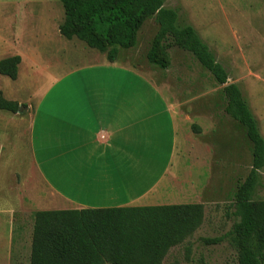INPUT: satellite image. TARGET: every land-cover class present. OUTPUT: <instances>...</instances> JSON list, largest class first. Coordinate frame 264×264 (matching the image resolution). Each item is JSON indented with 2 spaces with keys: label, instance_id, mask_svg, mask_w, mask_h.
Wrapping results in <instances>:
<instances>
[{
  "label": "crops",
  "instance_id": "0c3cea01",
  "mask_svg": "<svg viewBox=\"0 0 264 264\" xmlns=\"http://www.w3.org/2000/svg\"><path fill=\"white\" fill-rule=\"evenodd\" d=\"M59 4L62 7L61 0H0V56L5 57L0 60L20 58L16 80L0 75L4 82L20 80L23 58L16 46L29 51L31 59L54 51L63 55L53 66L55 71L51 65L45 68L47 72L41 66L51 77H42L35 85L34 97L5 99L0 91L5 100L18 105L16 113L0 110V200L14 197L12 204L0 208V235L7 231L6 237H0V249L6 251L4 264H29L34 212L199 204L201 198L194 195L203 190L183 189L174 177L178 169L177 121L187 124L191 138L206 144L210 152L220 148L219 140L216 145L214 140L220 136L222 95L220 114L218 102L215 113L210 105L223 87L213 88L206 77L187 81V89L179 74L180 69L188 74L189 66L182 61L173 71L170 58V67L164 71L171 70L174 77L165 83L148 75L156 95L148 99L138 96L144 82H129L128 66L133 61L123 55L125 51L120 49L116 60L108 62L104 54L78 39L66 40L59 34L64 21ZM54 9L57 18L50 16ZM38 10L46 12L41 15ZM144 26L129 52L139 48ZM50 27L54 34L49 33ZM44 36L55 43L44 47L39 43ZM84 48L85 64L67 70L70 60L66 56L82 53ZM236 48L242 52L240 46ZM31 66L37 63L33 61ZM235 67L229 84L238 86L263 139L264 72ZM163 86L172 95L163 93V97L158 90ZM187 146L181 144L180 148Z\"/></svg>",
  "mask_w": 264,
  "mask_h": 264
},
{
  "label": "trees",
  "instance_id": "16d2710c",
  "mask_svg": "<svg viewBox=\"0 0 264 264\" xmlns=\"http://www.w3.org/2000/svg\"><path fill=\"white\" fill-rule=\"evenodd\" d=\"M64 21L59 34L76 38L114 62L120 49L136 46L144 23L157 31L145 53L147 63L170 67L168 51L186 52L209 73L224 100V113L244 131L251 147V169L233 194L237 221L221 238L228 240L237 264H264V201L253 200L258 171L264 168V141L238 86L190 26L179 28L176 11L164 0H61ZM20 58L0 60V75L16 80ZM0 110L16 113L18 105L0 93ZM194 133L195 129L193 128ZM202 204L150 207L39 211L31 215L29 264H162L168 251L180 245L203 222ZM177 264V263H173Z\"/></svg>",
  "mask_w": 264,
  "mask_h": 264
},
{
  "label": "rangeland",
  "instance_id": "374dc122",
  "mask_svg": "<svg viewBox=\"0 0 264 264\" xmlns=\"http://www.w3.org/2000/svg\"><path fill=\"white\" fill-rule=\"evenodd\" d=\"M164 7L176 11L178 16L177 26L179 28L190 26L195 30L201 41L208 46L215 60L224 67L229 78L228 84L232 82L234 77L235 64L245 69L252 68V70L257 69L264 72V65H261V63L264 64V43H260L264 40V0H164ZM54 10L50 12V16L57 18L58 11ZM37 12L44 15L43 13L46 11L38 10ZM51 21L49 20V23ZM144 25L139 37V48L131 52L128 50L122 51H125L123 55L133 61L128 66L130 69L129 82L143 81V88L139 87V91H137L138 96L148 99L154 98L156 95L154 92L155 85L151 79L167 83L173 74L171 70L169 72L160 70L147 63L145 53L151 37L156 32V27L153 20ZM49 33L54 34L52 27H50ZM55 41L52 38L47 40L45 36L39 39V43L44 47H51ZM25 44L29 45L30 43L26 42ZM237 46L241 47L242 52L236 48ZM15 48V51H21L19 54L23 58V64L19 67L20 80L14 84L4 82L6 80L0 77V91L5 99L34 97L37 92L34 89L35 85L43 81L41 80L42 77H47V79L51 77V74L46 73L45 68L51 65V69H53V66H56L63 55L54 51L42 58L35 56L39 58L31 59L32 55L29 51H24L22 48L17 50V46ZM81 51L82 53L70 52L66 56L70 60L67 65L70 68H67V70L85 64L86 58L84 55H87L85 52L87 48ZM168 54L172 59L173 71L183 64L182 61L184 65L189 66L191 73L187 74L180 69L179 74L185 87L187 85V89L188 82H191V80L199 79L200 81V79L206 77L208 85L213 88L217 87L211 76L194 62L190 54H184L177 48H171ZM2 58L5 57L1 55L0 59ZM33 61L37 63V66L32 68ZM137 64H139V69L144 70L143 73H139L140 70L136 67ZM42 65L46 72L41 69ZM53 70L55 71V69ZM56 74L59 75L58 71H56ZM158 90L159 93L161 91L163 97L172 95V92L169 93L168 86H163V89L160 87ZM37 96H39V93ZM39 97L33 100L35 101ZM213 100L214 105L212 102L210 110L215 113L216 103L218 102L220 114V90H218V97L213 96ZM182 110L186 111L185 109ZM219 122L220 136L219 139L216 137L214 143L216 145L219 140L220 148L218 147L217 153L216 150L213 153L210 152L208 147L206 148V144L202 145L200 140L191 138V129L189 130L187 124L182 125L177 121V157L179 159L177 160L176 157L178 169L176 168L175 174L178 177L175 174L174 177L178 178L183 189L187 187L188 190H203L200 195L194 196L201 198L199 204L204 206V217L199 228L180 245L168 251L162 264H237L235 251L228 240L225 239L218 244L211 245L203 243L204 239L212 240L224 237L237 221V218L233 215V194L238 184L246 178L251 169V147L244 131L225 113L222 114V117L220 116ZM187 136L189 137L184 142V138ZM181 144L188 146L180 148ZM207 149L208 151H206ZM180 150H182V153H179ZM257 173L258 184L252 199L264 201V168ZM13 198V196L10 197L8 203L0 200V208L12 204ZM6 234L7 231L0 237H6ZM13 236L15 237V234ZM4 246H6V241H4ZM5 254L4 248L0 249V264L5 263Z\"/></svg>",
  "mask_w": 264,
  "mask_h": 264
}]
</instances>
